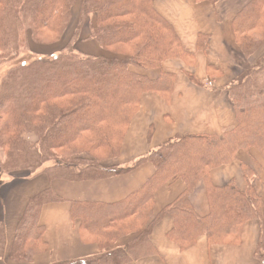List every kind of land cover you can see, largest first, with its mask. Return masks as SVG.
Segmentation results:
<instances>
[{
  "label": "trees",
  "instance_id": "1",
  "mask_svg": "<svg viewBox=\"0 0 264 264\" xmlns=\"http://www.w3.org/2000/svg\"><path fill=\"white\" fill-rule=\"evenodd\" d=\"M74 1L0 0V53L5 55L0 64L18 59L19 28H30L33 38L37 28L60 36L69 21ZM80 1V17L72 39L77 37L80 26L90 14L95 18L90 38L103 49L123 56L106 58L82 54L69 43L45 55L26 51L35 57L26 63L12 64L0 81V148L5 149L12 160L24 162L28 151L36 158L42 147L47 152L67 147L84 132L89 135L87 140L96 146L119 149L128 123L138 110L141 94L155 92L168 98L174 80L170 73H161L158 79L150 80L129 67L159 68L163 61L177 58L190 62L191 55L182 49L172 25L154 9L152 0ZM232 30L243 54H253L264 42V0H249L235 14ZM61 76L65 78L58 81ZM189 78L194 81L190 75ZM115 92H123L121 101H112ZM227 94L235 115L232 127L220 135L175 137L131 167H107L91 156L88 160L83 158L82 162L78 157L75 160L58 158L48 167L22 166L29 169L30 174L43 172L51 178L81 180L109 177L144 162L153 165V174L126 199L113 204L77 203L73 207V216L80 219V229L98 235L97 243L102 250L96 256L55 264H123L139 255L154 253L148 235L165 213L173 218L167 238L180 249L193 245L200 235H204L209 244L237 243L246 221L260 222L262 200L252 186L256 176L253 169L240 165L245 182L243 190L233 180L223 186L213 185L209 172L234 161L239 150L255 148L264 160V54L240 73L228 86ZM63 97L67 99L56 101ZM25 133L37 135L36 143L23 141ZM84 151L68 148L65 152L79 156ZM172 179H180L185 184L183 193L150 221L132 243L124 248L104 250L116 238L137 231L149 220L154 192ZM199 180L206 187L209 204L206 217H199L189 201ZM50 199H53L51 192L44 191L28 201L9 253L11 261L27 263L41 249L42 228L38 225V214L42 204ZM259 249V259L264 264L260 243Z\"/></svg>",
  "mask_w": 264,
  "mask_h": 264
},
{
  "label": "crops",
  "instance_id": "2",
  "mask_svg": "<svg viewBox=\"0 0 264 264\" xmlns=\"http://www.w3.org/2000/svg\"><path fill=\"white\" fill-rule=\"evenodd\" d=\"M249 0H152L154 9L173 27L182 49L191 55L190 62L167 59L159 68L141 69L130 66L132 72L156 80L161 73L174 75L168 98L155 92L142 93L138 110L131 117L121 141L119 155L104 166L128 168L159 145L178 136L215 134L235 124L233 105L227 94L228 86L240 73L250 68L264 54V42L256 51L245 56L235 42L232 20ZM89 31L83 26L74 49L95 57L122 58L103 49L90 38L95 25L90 18ZM58 51V50H56ZM52 51L50 53H54ZM189 75L194 79L192 81ZM211 81V86L205 82ZM245 164L256 173L252 186L261 197V221H246L237 243L209 244L204 235L186 249L168 240L173 218L165 213L152 226L148 235L154 253L139 255L123 264H261L259 243L264 260V160L255 148L239 150L236 159L210 170V182L223 186L233 180L243 190L245 182L240 168ZM154 172L150 162L141 163L124 172L97 179L73 180L49 177L46 173L11 174L0 182V229L2 249L0 264H55L98 255L102 248L82 238L80 219L73 216L77 203L113 204L127 198ZM185 190L180 179L161 185L153 194L152 214L137 231L116 238L104 250L124 248L167 205ZM50 191L53 199L42 204L38 225L42 228V246L27 263L13 262L9 253L17 225L28 201L35 195ZM189 201L199 217L209 214L205 183L199 180ZM101 249V250H100Z\"/></svg>",
  "mask_w": 264,
  "mask_h": 264
},
{
  "label": "rangeland",
  "instance_id": "3",
  "mask_svg": "<svg viewBox=\"0 0 264 264\" xmlns=\"http://www.w3.org/2000/svg\"><path fill=\"white\" fill-rule=\"evenodd\" d=\"M80 10H81V1L75 0L71 7L69 21L60 36H58L57 34L51 31L46 30L45 28H37L36 33H35V38H33L30 28H26V27L19 28L17 32L18 46L20 48L19 57L13 63L8 62V63L0 64V81L2 77L4 76V74L6 73L7 69L12 64L26 63L27 61H30L32 57H35L33 56L35 54H43V55L49 54L52 51H56L61 48H64L69 43L72 45V48L74 49V44L77 41L78 37L80 36L81 29L86 24V27H84V31L88 32L89 26H90L89 20L92 17L94 18V16L90 14L86 16L85 20L83 21V24L80 26L77 37L73 40L72 36L76 29V25L80 17ZM94 23H95V18H94ZM26 51H31L34 54L30 55ZM110 53L115 54L113 52H110ZM115 55L123 56L121 54H115ZM2 56L0 53V60H2L3 57L5 58V55L3 57ZM64 78L65 76H61L58 79V81L59 80L61 81ZM50 85L52 87V84ZM122 94L123 92L113 93L114 97L111 98L112 101L113 102L121 101L122 98L120 96ZM66 99L67 97H63L56 101L60 103V102L65 101ZM79 136L80 137L75 138L74 140L69 142L67 147H64V148L59 147L56 149H49V151L47 152L46 148L42 147L43 149H41L39 156L36 158H34V154H32L31 151H28L27 159L24 162L22 161L18 162L20 161L19 159L18 161L17 160L15 161V160L8 158L6 155L5 149L0 148V182L6 179L11 174L22 175V174L29 173L30 171L29 169L22 168V166L28 165V164H31L33 168H37V167L41 168V167H48V166L55 164L56 163L55 159H58V158L75 160L76 157H78V159H81L80 162H82L83 158L85 160H88L90 156L95 157L97 160H100L101 162H106V161L116 158L119 155L121 144H120L119 149L118 148L107 149V148H104L103 146H96L93 144V142H89L91 140H87V137L89 136L87 132H84L83 134H80ZM22 137H23L22 139L23 141H27L31 143H36L38 139L37 135H35L34 133H25L23 134ZM68 148L69 149L77 148L79 150H83V151L85 150V151L80 152L79 156H75V155L71 156L68 152H65ZM117 149H118V152H117ZM31 168L32 167H30V169ZM0 210H1V207H0ZM81 236L82 238L87 236L86 237L87 240L92 241L95 244H98L97 238H100L98 235L89 234L85 230H81ZM0 237H1V229H0ZM99 247L100 246L98 244V248ZM1 249H2V245L0 241V251Z\"/></svg>",
  "mask_w": 264,
  "mask_h": 264
},
{
  "label": "built area",
  "instance_id": "4",
  "mask_svg": "<svg viewBox=\"0 0 264 264\" xmlns=\"http://www.w3.org/2000/svg\"><path fill=\"white\" fill-rule=\"evenodd\" d=\"M205 85H207V86H211V85H212V82H211V81H207V82L205 83Z\"/></svg>",
  "mask_w": 264,
  "mask_h": 264
}]
</instances>
